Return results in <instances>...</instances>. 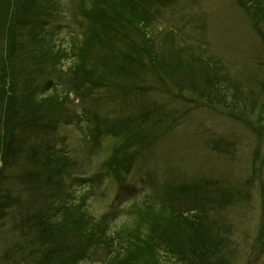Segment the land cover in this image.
<instances>
[{
  "label": "rangeland",
  "instance_id": "obj_1",
  "mask_svg": "<svg viewBox=\"0 0 264 264\" xmlns=\"http://www.w3.org/2000/svg\"><path fill=\"white\" fill-rule=\"evenodd\" d=\"M100 1L105 7L121 2L122 15L115 17L111 11L115 18H112V24L119 28L102 22L104 13L97 15L101 24H98L92 46L84 51L87 67L96 66L92 81H96L103 69L113 74L122 73L107 69V65L110 59L116 66L119 65L120 57L129 53L128 47H124L120 40L116 43L104 41L113 35L127 33L128 26L123 21L125 16L145 14L150 22L147 21L148 27L142 36L146 40L150 38L148 45L153 46L155 53L161 54L163 62L160 60L159 66L168 67L176 59L181 60L182 64L188 61L208 64L209 69L215 68L221 72L219 77L223 75L227 78L228 81L222 77L231 95L236 90L241 98L248 96L252 102V89L259 90L260 82L264 81V39L255 31L253 21L239 8L236 0H165L161 3L158 0ZM50 6L57 10L53 18L39 31L33 27L35 33L38 31L39 43L30 44L29 33L24 35L21 42L27 48V56L37 46L42 51L51 48L57 56L56 60L43 57L36 64V69L40 71L33 76L30 69L17 70L15 64L19 65L25 56L18 54L17 58L11 59L16 71L14 88L5 85V90L9 96H13L15 91L22 99L25 84L35 82V77L39 86L45 89L43 96L57 93L60 97L58 108L62 121L54 130L46 131L43 135L39 132L36 137L39 144L42 142L55 147L57 152L68 154L70 161L75 163L72 178L76 181L70 187L77 195L76 203L85 197L82 207L98 225L94 226V232L107 230V234L112 236L117 230L128 226L135 218V211L143 213L152 204L147 182L157 183L176 176L198 183L197 191L209 198L206 202L209 204L210 219H214L211 222L215 223L216 228L231 230V247L236 250V264H264V238L260 235L261 231L264 232V111L260 108L258 112L256 109L254 114L243 119L246 125L241 121L242 116L239 120L228 115H238L234 106L235 102L240 103V99L228 103L226 111L216 105L213 108L192 109L183 97L179 99L175 97V92H165L151 70L139 69V65H134L137 68L132 69L133 74L140 75L136 83L132 81L131 86L135 84L141 91L126 102L119 99L117 86L103 87L97 92L98 88L93 95L84 98L71 94L70 98L64 100L67 93L65 72L76 62V58L72 57L76 48H72L82 45L83 33L87 29L81 10L91 9L92 2L52 0ZM132 37L141 41L137 32ZM102 53H107L101 59L104 67L95 62ZM127 77L121 74L119 79L126 83ZM175 77L178 80L180 75ZM111 78L110 75L108 82ZM79 79L84 80V72L79 74ZM255 79L260 81L252 88ZM49 81L52 83L47 90ZM114 83H118V80H114ZM85 87H88L87 83ZM149 91V95L144 96ZM147 98L153 106L162 108L161 113L169 114L166 120L169 123L153 127L155 131H165L167 126L169 129L143 157H138L131 171L122 174L124 183L120 186L111 171L104 167V161L111 155L117 140L108 136L99 146H95L91 136V133L95 135V129L90 130L92 125L86 120L92 122L97 117L96 120L107 118L112 122L147 104ZM9 105L14 107L13 99H5L3 109L8 110ZM49 116L46 114L43 120L46 124ZM257 117H260L259 125H256L259 132L254 133L248 122L249 118L252 123V118ZM215 140L223 142L221 152L213 150ZM45 145L42 148H47ZM46 179L47 176L43 175L42 183H46ZM92 183L96 185L95 189L88 188ZM202 188L206 189L205 194ZM221 192L226 194L224 198ZM154 224L144 219L139 221L138 230L145 237ZM12 230L13 223L9 220L0 223V256L11 234L15 237ZM85 255L88 260L83 258L79 264H106V251L100 245L88 250Z\"/></svg>",
  "mask_w": 264,
  "mask_h": 264
},
{
  "label": "trees",
  "instance_id": "obj_2",
  "mask_svg": "<svg viewBox=\"0 0 264 264\" xmlns=\"http://www.w3.org/2000/svg\"><path fill=\"white\" fill-rule=\"evenodd\" d=\"M48 1L0 0V223L5 220L13 223L12 232L15 235L13 237L11 234L7 240L0 264H79L83 258L88 260L85 252L99 245L106 251V264H236V250L231 247V230H221L211 222L214 219L211 220L209 216L206 189L202 188L205 194L202 196L197 191L198 183L176 176L157 183L147 182L152 204L143 213L135 211V218L128 226L117 230L112 236L107 234V230L94 232V226L98 225L82 207L85 197L76 203L77 195L68 189L64 180L73 173L75 163L70 161L68 154L57 152L55 147L48 145L47 149H43L45 144H39L36 137L39 132L43 135L46 131L54 130L62 121L58 108L60 97L57 93L43 97L45 90L35 78V82L25 84L22 99L15 91L13 96H9L5 90V85L14 88L16 71L12 60L18 54L25 56L19 65L15 64L17 70L30 69L33 76L40 71L36 69V64L43 57L56 60L57 56L51 49L42 51L34 48L33 53L27 56V48L21 42L24 35L29 33V43H39L37 32L43 29L46 17L52 16L47 9ZM163 1L158 0L159 3ZM91 2V9L83 11L87 29L83 33L82 45L73 47L76 48L73 55L78 61L68 71V94L64 100L68 99L70 93L84 97L98 88L117 86L119 99L126 102L141 91L135 84L131 86L132 81L136 83L140 75L133 74L132 69L137 68L134 65H139V69L151 70L165 92H175L176 98L183 97L194 109L217 106L226 111L228 103L240 99V103L235 102L234 106L238 115H228L239 120L242 116L241 121L246 125L243 119L254 114L256 109L258 112L260 108L264 111V81L260 82L259 90L252 89L251 102L248 96L241 98L236 90L231 95L223 82V78L228 81L227 78L223 75V78L219 77L221 72L215 68L214 71L209 69L208 64L199 65L195 61L182 64L181 60L176 59L168 67L159 66L160 60L163 62L161 54L155 53L153 46L148 45L150 38L146 40L142 36L148 27L147 21L150 22L145 14L125 16L123 21L128 26L127 33L113 35V40L110 37L104 41L116 43L120 40L124 47H128L129 53L120 57L119 65L116 66L111 59L107 65V69L122 73L113 74L103 69L96 81H92L96 66L87 67L84 51L92 46L98 24H101L97 15L104 13L102 22L119 28L112 24L115 18L111 11L115 17L122 15V4L118 2L119 5L115 3L105 7L100 0ZM236 3L264 39V0H236ZM33 27L38 28L36 33ZM136 32L141 36V41L132 37ZM106 55L102 53L95 62L104 67L101 59ZM81 72H84L82 81L79 79ZM121 74L128 76L126 83L120 81ZM110 75L112 78L108 82ZM175 75H180L178 80ZM114 80H118V83H114ZM258 81L254 80L252 88ZM86 83L89 87H84ZM5 99H13L14 107L9 105V109L4 110ZM161 111L160 106L149 103L112 122L107 118L96 120L97 117L92 122L86 120L92 125L89 129H95V135L91 133L95 146H99L108 136L117 140L116 144L114 141L111 155L104 161V167L111 171L120 186L124 183L122 174L131 171L138 157H143L169 129L167 126L165 131L158 133L153 128L161 123H169L166 121L169 114ZM46 114L50 115L47 124L43 121ZM259 118H252V123L250 118L249 122L246 120L254 133L259 132L256 127ZM222 146L220 140L213 142L215 152H221ZM43 175L47 176L46 183H42ZM95 187L93 183L88 186L89 189ZM220 195L224 198L226 194L221 192ZM144 219L155 223L145 237L138 230L139 221ZM260 235L264 238V232L261 231Z\"/></svg>",
  "mask_w": 264,
  "mask_h": 264
}]
</instances>
